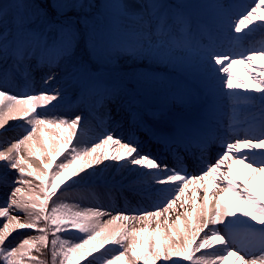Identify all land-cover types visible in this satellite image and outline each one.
<instances>
[{
	"label": "snow or ice",
	"instance_id": "snow-or-ice-1",
	"mask_svg": "<svg viewBox=\"0 0 264 264\" xmlns=\"http://www.w3.org/2000/svg\"><path fill=\"white\" fill-rule=\"evenodd\" d=\"M77 2L58 0L56 8L72 9L77 7ZM44 7L38 8L27 0H9L8 3L0 0V129L7 131L6 125L15 120L28 125L22 137L0 148V162H3L0 186L8 189L5 202L0 205V218L6 221L0 227V264H46L38 255L45 252L50 253L51 264H94V254L106 246L118 247L119 251L111 257L105 256L103 264H157L158 261L164 264H228L232 258L236 264H264V203L246 185L242 187L237 182L232 169L233 164H239L264 180V65L257 67L254 63L264 60V48L232 54L218 50L221 36L238 43L245 30L251 31L249 25L264 30V15H257L258 11H264V0H252V5L237 15H234L233 5L219 0H205L195 5L207 19L196 40L192 35L191 13L186 11L190 6L169 8L161 0H134L135 12L127 4L115 0L106 5L115 26L89 28V54L101 61H106L115 48L134 58L169 63L176 62L178 52L189 56L195 53L194 62L182 61L179 67L188 74L195 71L203 85L200 119L194 126L176 122L167 132L156 127L163 121L166 103L158 105L149 102L150 99L163 96L165 101L171 98L174 102L192 105L201 98L190 90L143 74L136 76L131 86H126L123 78L117 82L102 73L96 64L77 57L76 47L82 34L71 23L55 24L48 20L46 13L41 15L40 9ZM79 7L83 9L85 5L79 3ZM132 17L138 18L131 24L119 23ZM37 51L42 54L55 52V65H64L66 84L75 90L81 104L93 112L97 106L121 100L131 88L133 94L127 100L131 136L144 131L150 143L164 146L177 143L185 148L195 142L201 155L194 163H202L205 151L210 152V146L218 142L217 154L199 174L190 176L179 167L185 160H178L172 166L162 164L135 139H122L112 132L104 134L91 146L77 147L85 116L81 113L48 115V111L64 99L59 86L20 96L5 90L17 78L31 86V59ZM233 66H243L252 84L234 76ZM54 79V75H47L43 83L49 85ZM241 88L244 94L236 91ZM218 95L227 97L233 105L224 135L218 134L222 127L214 102ZM256 100L260 106L259 116L241 121L237 114L239 106ZM41 108L44 114L38 111ZM106 115L110 118V110ZM244 125L241 136L238 129ZM46 128L61 129L67 136H61L53 144L49 138H43ZM105 146H110L111 151H98ZM107 161L141 169L143 175L161 186L157 191L167 193L161 204L134 214H113L60 201L63 187L85 181L94 174L96 166ZM13 171L18 175H12ZM251 179L249 176L248 180ZM190 185L199 187L190 189ZM229 196L251 211L252 219L260 227L237 217L239 209L234 207ZM178 201L183 211L170 219ZM188 204H191V211L185 207ZM14 210L22 212L23 218L14 214ZM106 216L109 218L101 220ZM242 216L248 217V211ZM219 225L224 226V231ZM237 227L244 235L240 246H236ZM17 229L33 230L38 234H25L16 244L7 246ZM72 232L79 234L77 239L61 235ZM229 232L233 233L232 238ZM217 245L219 248L215 247Z\"/></svg>",
	"mask_w": 264,
	"mask_h": 264
},
{
	"label": "rangeland",
	"instance_id": "rangeland-1",
	"mask_svg": "<svg viewBox=\"0 0 264 264\" xmlns=\"http://www.w3.org/2000/svg\"><path fill=\"white\" fill-rule=\"evenodd\" d=\"M52 1H53V3L55 5L58 2V0H52ZM88 1H90V0H78V2H77V0H68V2H77V6H79V3H83L89 9V12L88 13H90L92 10H97V9H98L97 10V13H100L99 10L101 9V7H104L103 5H105V4L102 5V3H101L102 0H99V2H97V4H96L97 6L95 5L93 7L92 5L90 6V5L87 4ZM3 2L4 3H8L9 0H3ZM27 2L32 4L31 0H27ZM250 5H252V0L246 1V6L243 7L244 10H246ZM83 9H81L79 7V9H77V10H75L74 8L67 9V10L68 11L74 10L75 13H76L75 15L83 14L82 19L85 22L84 25L87 24V25L91 26L93 24V22H95V24H96V22H97V20H99V18H97V17H91V16H89V14L82 13L84 11ZM40 11H41V15H44L45 14V12L43 10L40 9ZM257 15H264V11H258ZM47 19L50 20L48 18V16H47ZM122 22L125 23V22H131V21H121V23ZM69 23L72 24V22H69ZM257 24H259V23H257ZM251 26H252V28L251 27L250 28L253 29V30H251V32L252 31L258 32L260 30L258 27H255L253 25H251ZM74 29L77 30L78 33H80V34L83 35V33H81L82 31L80 32L78 29H76V28H74ZM88 48H90V45H88L87 43H84V46L82 47V39H79L78 40L77 47H76L77 57L78 58H83V54H82L83 53V49L86 50ZM116 49L117 48H115V49L112 50V52L110 54V57L106 61H101L100 59H98L94 55H90V56H92V58L94 59L95 62L106 63L107 61L110 60L111 62L108 65H109L110 68H113V69L116 67V65H119V64H123V65H127V66L131 65L132 64L131 63V59H127V60H124V61L122 59L123 56L126 58L129 54L127 52L126 53L124 52V54L119 53V51H117ZM255 64H256L257 67H260L261 65H264V61L261 60L259 62H255ZM240 70H242V68H240ZM231 71H232V73H233L234 76L238 77L241 80H243V78L248 77L246 73H245V76L244 75H241L240 73H235V70L233 69V67L231 68ZM237 71H238V66H237ZM102 72L105 73L106 75L110 76V77L112 76V73H106V71H102ZM138 75H141V74L133 73V76H134L133 77V80L134 81H135L134 78L136 76H138ZM69 91L72 92V91H74V89H71L68 86V89L65 90V91H63L64 92V99H63V101H65V102H67V101L70 100V97L67 95V92H69ZM237 91L240 92V93H242V92H244V89L241 88V89H238ZM249 94L255 95L254 93H249ZM149 102L154 103L155 101L151 98ZM231 103L232 102L230 101V104ZM66 111H67V114L65 116H71L73 113H79L80 112V111H78L77 107L75 108L73 105H69L68 108L66 109ZM25 126H27V124L24 122V126L15 127L14 128V130H16V131H12V133L14 135H8V136H3L2 135V136H3V138H7V139L10 138V140H12L11 141V143H12L16 139L22 137V136L16 137V133H17V131H19L20 134H22L21 132H25V129H24ZM10 133L11 132H9L8 134H10ZM2 136L0 135V148H6L11 143L9 142L8 145H4V143L2 141ZM40 136H41V133L38 132V137H40ZM61 136H67V133L66 132H62L61 129H58V128H46V129L43 130V138H49L52 141L53 144H55L57 142V140ZM52 138H55V139H52ZM98 151H105V148L102 149V150H98ZM23 152H24V150L22 148V154H23ZM32 159H33V161H35V158L34 157ZM2 174H3V162H0V175H2ZM12 175H18V174H16L13 171ZM26 179H30L31 180L33 178L26 177ZM257 182L259 183V191H258L257 195H254V196H257L256 198L261 203H264V180H262V178H259ZM34 183H36V182L34 181ZM152 185H154V182L152 183ZM7 191H8L7 187L0 186V205H3L4 204ZM250 192H251V190H250ZM67 196L68 195L64 196V199L63 200H64V202L69 203L72 199H71V197H67ZM61 201H62V199H61ZM233 204H234V202H233ZM239 205H240V208L237 207L239 209V211L236 213V216L237 217H240L241 219H247V220H249V222L252 223L255 227H260V225L256 224V221L252 219L253 213L251 211H249L247 208H245L241 203H239ZM245 211H248V217H246V218L242 216V213L245 212ZM14 214H18V215H20L23 218V213L22 212L16 213L15 210H14ZM4 222H6L4 220V218H0V227H2V225H3ZM219 228L222 231H224V226L223 225L219 226ZM235 232H236V246H240L243 243V241L241 240V238L244 237L243 231H242V229H240V228L237 227L235 229ZM25 234L36 235L38 233L34 232L33 230H20V229H17L16 231H14L12 233L11 237L9 238L10 239V244H8L7 246H12V245L16 244V242L19 241L21 239V237L24 236ZM61 235H62L63 238H68V239H73L74 240V239H77L78 238V235L79 234H77L75 232H72V233H63ZM228 235H229V238H232L233 233L232 232H229ZM118 251H119V248L118 247L106 246V249H101V252L94 254V257H95V260L99 264H103V258L105 256L111 257L112 255L117 254ZM258 254L259 253L257 252L256 255H258ZM141 264H143V262H141ZM157 264H164V262L163 261H158ZM181 264H188V262H181ZM228 264H236V261H233L232 259H230L228 261Z\"/></svg>",
	"mask_w": 264,
	"mask_h": 264
},
{
	"label": "bare ground",
	"instance_id": "bare-ground-1",
	"mask_svg": "<svg viewBox=\"0 0 264 264\" xmlns=\"http://www.w3.org/2000/svg\"><path fill=\"white\" fill-rule=\"evenodd\" d=\"M38 62V61H37ZM44 75L46 74V72H43ZM42 75V69H41V74H40V77ZM41 79V78H40ZM53 88L52 86V82L49 84V85H44V86H41L39 87L38 84L37 86H34L33 88H28V87H24V88H21L22 90H24L23 92L19 89H16V87H10V86H6L5 90L7 92H9L10 94L12 93H15V94H21V93H26V92H32V91H36L38 89H40V91H44V90H51ZM116 114V112H115ZM111 117L113 118L112 121H115L116 117L114 116V114L111 115ZM18 120H15V121H9L8 125H6V128H7V131L8 130H11L13 129V124H15ZM84 124V123H83ZM83 127V125H82ZM39 132V131H38ZM0 135L2 136H8V135H14L12 132L11 134H8V133H5V130L3 129H0ZM2 136V141L4 143V145H8L9 142L11 143L12 140L7 139V138H3ZM37 136H38V133H37ZM79 136V135H78ZM102 135L100 133H96V132H89L88 134L86 133H83L79 139H77V147H80V148H83L85 146H91L93 143L97 142L98 139L101 137ZM15 139V138H14ZM52 142V141H51ZM105 151H111V148L110 146H105ZM116 163V162H115ZM116 165V173L115 175H118L120 172H122L123 170L124 171H128L129 168H125V165L126 164H115ZM240 167V172H243V173H249L251 169L249 168H245L241 165H239ZM112 170H110L109 168H103L101 167V165L99 166H96L95 170H94V176L95 177H98L97 175L100 174L101 177L100 178H97V179H89L87 178V180L83 181V182H77L75 185H72L73 189L74 190H77V189H80L83 187V185L85 184H91V185H97L99 184L100 181H102L103 179H107V177L109 176L110 172ZM136 173L138 174V179H141L142 181L144 180V178L148 177V176H145L143 175V171L139 168H137L136 170ZM134 173V174H136ZM120 176H118L117 178H119ZM116 178V179H117ZM138 179H133L132 182H138L139 180ZM145 181V180H144ZM114 182V179H109V184H112ZM146 183V182H145ZM191 195V192L189 191L188 193V196ZM161 202H158L156 204H154V207H156L157 205H159ZM180 203L181 201H178L177 202V205H176V211H173L171 214H170V219H175V216L176 215H179L180 212L183 211V209L180 208ZM94 205L91 204L90 207H93ZM103 206V209L107 212H110V213H119V212H124L125 213V210L124 209H113V207L109 206V205H104L102 204ZM153 207V208H154ZM185 207L188 208L189 211H191V204H188V205H185ZM128 214H134L136 212L135 208L132 207V206H129V208L126 209ZM109 217H102L101 220H105V219H108ZM130 224L132 223L131 221L129 222ZM136 227H139L140 225H135ZM152 227L154 228L155 227V224L153 223L152 224ZM219 245L215 246L216 248H218ZM200 254V253H198Z\"/></svg>",
	"mask_w": 264,
	"mask_h": 264
},
{
	"label": "trees",
	"instance_id": "trees-1",
	"mask_svg": "<svg viewBox=\"0 0 264 264\" xmlns=\"http://www.w3.org/2000/svg\"><path fill=\"white\" fill-rule=\"evenodd\" d=\"M39 1H46V0H39ZM40 259L43 260V261H45L46 264L49 263V258H48V256H41Z\"/></svg>",
	"mask_w": 264,
	"mask_h": 264
}]
</instances>
